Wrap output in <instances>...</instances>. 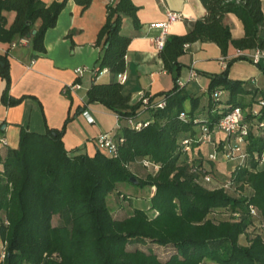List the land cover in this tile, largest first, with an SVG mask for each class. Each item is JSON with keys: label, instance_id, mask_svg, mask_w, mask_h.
<instances>
[{"label": "trees", "instance_id": "obj_1", "mask_svg": "<svg viewBox=\"0 0 264 264\" xmlns=\"http://www.w3.org/2000/svg\"><path fill=\"white\" fill-rule=\"evenodd\" d=\"M68 1L82 13L92 0H54L48 6L39 0H0V43L10 45L30 35L31 49L42 54L45 32L54 28ZM199 1L205 17L195 20L181 37L168 36L157 53L174 87L149 98L150 102L163 99L165 104L144 111L150 118L140 131L122 122L142 114L141 102L131 104L113 80L124 74L130 41L121 35L122 22L130 18L133 30L138 31L137 9L130 0H117L105 8V22L93 46L101 48L97 73L105 70L111 80L91 84L85 102L101 104L118 117L115 136L122 144L116 159L96 150L92 156L79 149L67 153L61 138L70 117L59 130L46 128L43 134L20 129L17 148H7L0 156V245L4 247L0 264H264V164L257 160L264 152V128L256 127L251 117L264 94L247 92L243 82L228 79L229 61L224 73L206 76V96L221 107L209 120H200V99L186 95L175 83L181 72L177 61L186 47L197 42L215 44L223 57L229 46L236 51L264 49V39L258 35L264 26L260 0ZM12 13V24L6 28L5 14ZM226 14L241 23L242 38L231 39L229 28L222 25ZM0 63L4 81L0 105L15 108L23 98L9 97L5 56ZM222 93L227 99L220 103ZM246 95L251 96L249 102H244ZM232 109L242 110L250 125L241 146L246 157L243 164L222 175L211 164L216 161L210 160L213 148L207 157L195 156L193 148L200 145L196 143L200 127L211 134ZM256 120H264V115ZM186 140L192 143L184 152ZM144 160L152 162L158 172L138 179L130 166ZM205 175L210 183L202 180ZM131 177L139 189H153L148 212L132 209L128 217L115 219L105 198L118 190V184L133 185L128 182ZM226 182L230 186L224 190ZM219 216L224 219H216ZM55 217L57 225L52 224ZM255 225H261L262 233L247 235ZM242 237H247L245 246L239 244ZM148 243L160 250L169 248L171 254L161 262L150 249L127 250Z\"/></svg>", "mask_w": 264, "mask_h": 264}, {"label": "crops", "instance_id": "obj_2", "mask_svg": "<svg viewBox=\"0 0 264 264\" xmlns=\"http://www.w3.org/2000/svg\"><path fill=\"white\" fill-rule=\"evenodd\" d=\"M39 1L48 6L54 0ZM116 1L92 0L91 5L82 13L79 7L68 1L64 10L57 16L54 28L45 32V52L42 54H36L31 49V38H26V47L10 48L6 43H0V57L5 56L9 64V97L23 98L15 108L0 105V142H6L4 147L0 143V156L7 148H17L20 129L43 134L46 128L59 130L68 117L71 121L65 126L61 141L69 154L79 149L81 154L92 156L96 149L94 141L97 137L105 133L115 135L118 132L120 122L116 115L108 112L101 104L85 102V92L91 84H107L111 80L105 70L97 73L101 48H96L93 44L97 31L105 22V8L116 4ZM130 1L137 9L139 29L133 30L130 18H125L122 22L121 35L130 37V41L124 57L122 82L120 83L117 77L113 80L122 87L123 96L129 97L131 104H137L144 94L149 98L156 97L158 94L170 92L174 87L170 74L162 69L158 51L155 49V39L164 41L168 36L181 37L187 33L188 27L195 20L204 18L206 13L199 0ZM260 11L264 17V0H260ZM166 12L181 14L182 17L181 20L169 23L162 34V30L157 26L166 22ZM5 18L8 28L12 24L13 13L5 14ZM222 25L229 28L232 40L243 37V26L235 16L226 14ZM258 35L264 39V26L258 30ZM235 51L229 46L226 56L223 57L215 44L197 42L186 47L177 61L181 66L178 80L184 84L182 91H189L191 98L200 99L198 119L209 120L212 113L220 109V104H212L206 96V88L209 85L206 76L224 73L229 61L231 64L226 74L228 79L243 82V88L247 92L257 96L264 94V60L251 65L245 60H235ZM76 68L82 70L81 76L74 74ZM191 74H195L194 78H190ZM72 83H77L79 89L63 95L62 88ZM3 88L4 81L0 79V96ZM223 94L219 96L220 103L227 99ZM225 97L226 99H223ZM244 100L249 102L251 96L246 95ZM188 103L189 101L184 103L185 109L189 108ZM83 113L92 118V123H86V119L82 117ZM139 118L147 120L150 116L142 112ZM223 138L221 133L216 131L210 135L213 145L220 144ZM213 145H197L193 148V154L197 157H207L211 154ZM211 164H214L222 175H226L231 169H227L228 165L218 160ZM150 190L152 194L153 189Z\"/></svg>", "mask_w": 264, "mask_h": 264}, {"label": "built area", "instance_id": "obj_3", "mask_svg": "<svg viewBox=\"0 0 264 264\" xmlns=\"http://www.w3.org/2000/svg\"><path fill=\"white\" fill-rule=\"evenodd\" d=\"M166 16H167V20L164 24L162 25H158L157 27H159L162 30V34L165 33L166 31V27L169 23L171 22H176L178 20H181V14H175L174 12H166ZM164 41H161V39H155L154 43L156 45V50L159 51L161 48H163V43ZM10 48H13L15 46H21V47H26L27 46V40L26 38H19L16 41H13V43H11ZM235 60H245L247 63L253 65V64H257L259 61H263L264 60V49H259L258 47L252 48V50H238L235 51ZM74 74L81 76L82 74V70H79L78 68H76L74 71ZM195 74H191L190 78H194ZM118 81L121 83L122 82V76L119 75L118 77ZM177 87L182 90L184 84L177 80L176 82ZM79 89V86L77 83H72L71 85L67 86V87H63L62 88V93L63 95H67L70 94L72 91ZM219 93H214L213 97H216ZM141 109L142 112H144L145 110L149 109V110H156V109H161L163 108L165 102L163 99L160 100H156L153 102H150L149 100V96H144L142 95L141 99ZM264 115V98L260 99L257 104L255 105V110L253 111L251 117L253 119H255V121H253L256 127L258 128H264V120H256V118H258L259 116ZM140 116V115H139ZM138 117H134V118H129V120H125L124 122H122V125L127 127L128 129H133V130H137L140 131L143 129V127H145L147 125L146 121H142L140 120V118ZM82 117H84L86 119V123L90 124L92 123V118L90 116L87 115V113H83ZM184 118L183 115L180 116V120L182 121ZM250 128V125L245 121L244 119V113L242 110H238V109H232V111L227 114V116L223 117L222 119H219V121L216 123L215 128L213 129V131L219 132L221 133V135L224 137L223 141L220 143L221 146V151L220 153H222L223 155V160L226 163L229 162H233V166L232 168H234L235 166H239L241 164H243L244 160H245V153L242 152L241 150V146L244 143L245 140V136L247 134V129ZM212 131V133H213ZM210 135L207 132V128L205 126H201L200 130H199V135L197 138V144H210L211 143V139H210ZM1 145L4 147L6 146V142L3 140L0 142ZM191 141H187L183 142V151L186 152L189 150V146L191 145ZM95 147H96V151L100 152L101 154L103 153L106 157L110 158V159H116L117 156V149L118 147L122 144V139L117 138L115 135L109 134V133H105V134H101V136L97 137L94 141ZM219 145V144H218ZM213 148V147H212ZM212 156H210V160L214 161L217 153H215V147L213 148L212 151ZM258 164H264V152L262 153L261 156L258 157ZM138 164V166L142 169H147L149 170V172H152V174H156L158 172L157 167L155 165L152 164V162L144 160V161H140V162H136ZM194 173H196V171L193 169L192 170ZM202 180L204 182H209V178L208 176H203ZM210 183V182H209ZM230 186L229 182H226L224 184L223 189L227 190ZM250 214L252 216V218H255V211L250 208ZM257 229H258V234L262 233L261 232V225H257ZM264 235V233H263ZM3 250L4 247L0 245V260L2 261L3 259Z\"/></svg>", "mask_w": 264, "mask_h": 264}, {"label": "rangeland", "instance_id": "obj_4", "mask_svg": "<svg viewBox=\"0 0 264 264\" xmlns=\"http://www.w3.org/2000/svg\"><path fill=\"white\" fill-rule=\"evenodd\" d=\"M186 95H191L190 92H185ZM224 95V94H223ZM224 97V96H223ZM223 99H226L223 98ZM223 105V104H222ZM146 118V116L144 117ZM143 121V119H141ZM208 145H213V143H210ZM213 148L215 147V153H217L218 155L216 156L215 160H218L219 162L221 161L222 164H227L228 168H232L233 166V162H229L226 163L223 160V155L221 153H219V149L221 148L220 145H218V143H215L213 146ZM130 171L133 172V174L138 178V179H142L145 177L146 174L149 173V170L147 169H142L140 168L137 164H133L130 167ZM228 171V170H227ZM247 191V190H246ZM151 190L150 188H146V189H139L138 187H136L135 185H126L124 183L122 184H118V190L116 192H114L113 194H109L105 200H106V206L107 208L110 210L112 216L115 219H119V218H123V217H128L132 211V209H139L140 211H144V212H148V208H149V197L151 195ZM121 195V197H120ZM149 214H151L149 212ZM216 219H224L222 218V216L217 217ZM58 219L55 217L54 220H52V224L53 225H57ZM259 231L257 229V225H255L253 228H249L247 235L252 234H257ZM246 241H247V237H242L239 241V244L241 246H245L246 245ZM139 248L141 249V251L146 252L148 249H150L154 254L157 255L158 260L163 262V260H165L166 258L169 257V255L171 254L169 248L168 249H156L155 246L151 245V243H148L147 246L141 247V246H134V247H127L128 251H132L134 248ZM202 264H211V262L205 261Z\"/></svg>", "mask_w": 264, "mask_h": 264}, {"label": "water", "instance_id": "obj_5", "mask_svg": "<svg viewBox=\"0 0 264 264\" xmlns=\"http://www.w3.org/2000/svg\"><path fill=\"white\" fill-rule=\"evenodd\" d=\"M108 1H110V0H108ZM30 37H31V36L28 35V36H27V39L30 38ZM27 39H26V40H27ZM0 64H1V63H0ZM128 182H129L130 184H133V185H135V184L137 183V181H136L135 179H133L132 177L128 180Z\"/></svg>", "mask_w": 264, "mask_h": 264}]
</instances>
